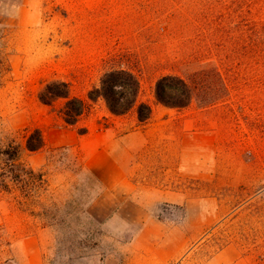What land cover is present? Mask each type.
Listing matches in <instances>:
<instances>
[{
	"label": "rangeland",
	"instance_id": "374dc122",
	"mask_svg": "<svg viewBox=\"0 0 264 264\" xmlns=\"http://www.w3.org/2000/svg\"><path fill=\"white\" fill-rule=\"evenodd\" d=\"M111 68L148 121L99 98L69 124L40 98ZM167 73L194 77L187 107L157 100ZM21 142L44 175L0 186V264H264V0H0V173Z\"/></svg>",
	"mask_w": 264,
	"mask_h": 264
},
{
	"label": "trees",
	"instance_id": "16d2710c",
	"mask_svg": "<svg viewBox=\"0 0 264 264\" xmlns=\"http://www.w3.org/2000/svg\"><path fill=\"white\" fill-rule=\"evenodd\" d=\"M17 2V1H16ZM194 77H187L178 73H167L160 76L156 82L155 94L158 101L168 106L187 107L197 96V87ZM142 82L138 73L129 68H111L107 70L99 85L94 86L88 92V96L82 97L71 94V85L65 80H52L40 94V98L47 104H53L59 98H66L62 117L69 124H76L89 105V100L96 101L103 98L109 109L117 115L128 113L137 108L140 121H148L153 115V105L147 101H140L139 96ZM45 138L38 127L30 130L25 147L34 151L42 148ZM23 143H11L4 149L3 154L8 155L6 171L0 173V186L10 188V181L28 182L34 175L42 179L43 173L37 172L22 159ZM33 190V187H31ZM39 188L33 191L37 192Z\"/></svg>",
	"mask_w": 264,
	"mask_h": 264
}]
</instances>
